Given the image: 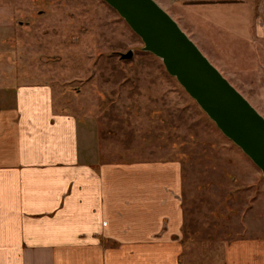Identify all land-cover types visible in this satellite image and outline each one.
<instances>
[{"label":"rangeland","instance_id":"rangeland-1","mask_svg":"<svg viewBox=\"0 0 264 264\" xmlns=\"http://www.w3.org/2000/svg\"><path fill=\"white\" fill-rule=\"evenodd\" d=\"M155 1L264 117L257 7ZM143 46L104 0H0V73L13 74L11 86L52 87L82 133L91 129L93 160L180 163L188 264H222L226 241L264 236V175ZM129 50L133 58L121 59Z\"/></svg>","mask_w":264,"mask_h":264},{"label":"crops","instance_id":"crops-1","mask_svg":"<svg viewBox=\"0 0 264 264\" xmlns=\"http://www.w3.org/2000/svg\"><path fill=\"white\" fill-rule=\"evenodd\" d=\"M176 1L257 7L251 37L264 40V0ZM13 77L0 73V264L192 261L181 164L93 160L91 129L52 87ZM222 264H264V236L226 241Z\"/></svg>","mask_w":264,"mask_h":264},{"label":"water","instance_id":"water-1","mask_svg":"<svg viewBox=\"0 0 264 264\" xmlns=\"http://www.w3.org/2000/svg\"><path fill=\"white\" fill-rule=\"evenodd\" d=\"M104 1L141 37L143 50L161 58L168 73L264 175V117L210 62L178 22L155 0ZM133 56V50L120 53L123 60Z\"/></svg>","mask_w":264,"mask_h":264}]
</instances>
